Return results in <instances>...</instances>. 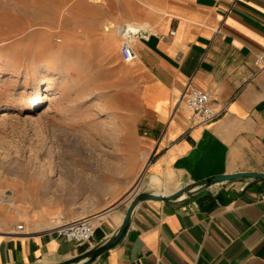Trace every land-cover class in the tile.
Listing matches in <instances>:
<instances>
[{
    "label": "crops",
    "instance_id": "0c3cea01",
    "mask_svg": "<svg viewBox=\"0 0 264 264\" xmlns=\"http://www.w3.org/2000/svg\"><path fill=\"white\" fill-rule=\"evenodd\" d=\"M157 1H147L164 13L156 31L130 37L139 122L157 156L146 172L150 192L264 174V75L254 65L264 51V0ZM190 82L211 94L221 113L212 122L199 123L182 100ZM128 205L96 218L94 246L119 229ZM17 225L0 209V264H61L90 249L58 237L57 226L17 235ZM91 264H264V179L221 183L168 205L143 202L121 242Z\"/></svg>",
    "mask_w": 264,
    "mask_h": 264
},
{
    "label": "rangeland",
    "instance_id": "374dc122",
    "mask_svg": "<svg viewBox=\"0 0 264 264\" xmlns=\"http://www.w3.org/2000/svg\"><path fill=\"white\" fill-rule=\"evenodd\" d=\"M145 1L0 0V202H14L0 209L25 231L95 221L135 188L154 191L137 70L115 30L155 32L161 3Z\"/></svg>",
    "mask_w": 264,
    "mask_h": 264
},
{
    "label": "built area",
    "instance_id": "2783aa9c",
    "mask_svg": "<svg viewBox=\"0 0 264 264\" xmlns=\"http://www.w3.org/2000/svg\"><path fill=\"white\" fill-rule=\"evenodd\" d=\"M141 33L144 32L142 31ZM175 33L176 32L173 31L171 32V35H175ZM131 43L132 42L128 39V41L123 43L120 48L122 60L127 64H131L139 59V55ZM254 65L258 71L264 75V51H261L256 55ZM182 100L185 101L188 108L194 113L198 122L201 124L210 123L221 114L215 110L211 94L191 86V82L184 92ZM23 232L24 226L19 225L14 231V234L18 235ZM54 232H56L58 237L74 242L78 246H88L89 248L94 246L95 224L94 221H91L89 218L83 217L63 223L57 226L54 229Z\"/></svg>",
    "mask_w": 264,
    "mask_h": 264
},
{
    "label": "water",
    "instance_id": "95a60500",
    "mask_svg": "<svg viewBox=\"0 0 264 264\" xmlns=\"http://www.w3.org/2000/svg\"><path fill=\"white\" fill-rule=\"evenodd\" d=\"M245 179H264V174L238 173V174L217 175L208 178L202 182H195L192 184H188L169 196L156 194L154 192L136 193L135 196L131 199L130 204L128 205L127 212L121 226L109 239L105 240L104 242L96 246H93L81 256L72 259L70 261L63 262L61 264H91L102 254L114 248L125 237L129 229L131 218L135 209L143 202L157 201L167 205L171 203H177L184 201L185 199L191 198L193 196H196L208 190L214 185H218L225 182H231V181H242ZM183 196H185V198L181 200Z\"/></svg>",
    "mask_w": 264,
    "mask_h": 264
},
{
    "label": "bare ground",
    "instance_id": "6f19581e",
    "mask_svg": "<svg viewBox=\"0 0 264 264\" xmlns=\"http://www.w3.org/2000/svg\"><path fill=\"white\" fill-rule=\"evenodd\" d=\"M140 10H141V8H140ZM141 12H142V10H141ZM143 29H145L144 25L142 26V25L135 24V23H133V24H124L123 26L115 28L117 33H119L121 36L125 37V39H129L130 41H131L130 37L131 38H135ZM108 38H110V37H108ZM111 186H112V184H111ZM97 187L99 189L103 190V189H105V183L104 184H99ZM137 189L138 188H135V190H137ZM106 190H107V188H106ZM135 190L132 193H129V195H128L129 199H131L136 194ZM1 203H6V204H9V205H13L14 204V202H13V200L11 198L3 200V201L0 202V204ZM36 226L39 227L40 225L37 224Z\"/></svg>",
    "mask_w": 264,
    "mask_h": 264
}]
</instances>
